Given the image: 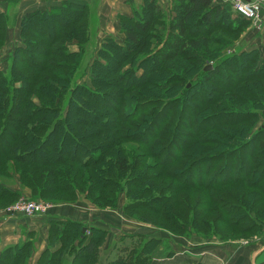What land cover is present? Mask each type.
<instances>
[{
	"label": "trees",
	"instance_id": "16d2710c",
	"mask_svg": "<svg viewBox=\"0 0 264 264\" xmlns=\"http://www.w3.org/2000/svg\"><path fill=\"white\" fill-rule=\"evenodd\" d=\"M167 13L156 0H143L132 5L131 15L117 16L122 43L104 40L83 83L80 65L85 45L92 44L87 2L64 0L57 7L22 16L19 45L10 53L7 73L0 70V141L9 139L4 153L0 149V177L9 160L18 170L28 169L18 177L33 199L75 203L82 195L103 209L116 208L122 194L123 213L148 224L131 212L161 213L172 221L177 206L179 216L188 217L193 225L203 221L211 230L217 222L203 220L204 211L198 207L207 212L214 203L233 214L259 206L260 197L253 193L245 192L251 203L232 195L240 205L213 194L225 186L243 185L264 196V120L259 123L264 115L259 114L264 110V55L239 49L223 54L250 21L217 0H173ZM8 19L0 12V48L12 27ZM71 44L77 51L69 49ZM79 110L92 120L86 122ZM186 113L191 121L185 125L181 120ZM171 121L174 142L162 146L171 131L163 122ZM234 126L236 130L231 129ZM9 131L12 137L7 139ZM207 134H215L216 143H207ZM126 138L153 152L130 158L122 147ZM179 143L192 144L180 150L179 159L177 154L171 159L167 155L175 144L179 150ZM213 144L219 146L209 157L204 147ZM149 158L155 163L146 166ZM195 190L206 191L211 198L192 201L182 194ZM17 195L0 183V200L13 202ZM238 215L245 221L240 219L237 225L225 223L219 215L216 221L235 228L233 232L239 229L240 236L256 230L249 213L241 210ZM74 222H49L47 246L34 264H151L161 243L160 238L139 232L109 243L108 232L101 228L83 232L81 227L74 238L72 232L78 228ZM172 226L177 232L168 233L174 236L192 234L185 223ZM35 252L34 234L29 233L24 241L0 251V264H30Z\"/></svg>",
	"mask_w": 264,
	"mask_h": 264
},
{
	"label": "rangeland",
	"instance_id": "374dc122",
	"mask_svg": "<svg viewBox=\"0 0 264 264\" xmlns=\"http://www.w3.org/2000/svg\"><path fill=\"white\" fill-rule=\"evenodd\" d=\"M7 1H9V0H7ZM2 2H3V0H0V4H2V6H0V9L3 10L4 13L8 16V18L10 19V20L9 19L8 20L10 21V24L12 25V27L10 26V28L8 29L7 38H6L3 46L0 48V70L3 71V73H7L8 67H9L8 65L10 62V59H9L10 53H11L12 49L14 48V46L16 47L19 45V41H20V40H18V39H20L19 36H17V34L14 33V30L16 27V15H17V11H18V4L13 3V2H7L6 5H3L4 3H2ZM131 3H133V1ZM172 4H173V0L166 3V6L168 7V9L166 8V6H164L165 7V15H167L168 14L167 11L172 8ZM221 4H223V3H221ZM89 11L91 12L90 9H89ZM14 18H15V20H14ZM164 18L166 19V17H164ZM9 21H8V24H9ZM13 22H14V24H13ZM250 24L251 23H249V26L252 27V25H250ZM249 26L245 27L244 30L241 32V34L237 38L236 37L231 38L232 40H231V42H229L228 47H226L223 50V54H226V55L231 54L233 51H236L237 49L243 50L244 46H243L242 42L247 39V37L245 35H247L246 33L250 30ZM196 30L199 32H202V30H199L197 28H196ZM259 31H261V30H259ZM249 37L246 40V42H249V45L253 46V45H251V43L253 41L250 40ZM255 38H257V37H255ZM11 40H13V42H11ZM71 46H73V44L69 45V49L71 48ZM85 47H86V52H84V55H83V58L81 61V65H80V67L81 66L82 67H81L80 72L78 74V77L81 79L80 83H83V81H88L87 77L90 76V73H91L90 67L93 63V56H94L90 50V47L88 46V43H87V45H85ZM212 47H214V46H212ZM39 49L43 50L44 47H40ZM39 49H37V51H39ZM263 55H264V47H263V52L259 51V56L261 57ZM208 64H209L208 66H210L212 64V62H209ZM257 66H259V65H257ZM5 76H6V74H5ZM16 85L20 86V83H16L15 86ZM26 87H29V85L27 84ZM31 93H34V92L31 91ZM191 98H192V96H191ZM201 99H203V98H201ZM189 101H188V103H189ZM32 102L35 104H38L37 100L34 97L32 99ZM190 102H193V101H190ZM98 104H100V103L98 102ZM108 104L111 106V108H113L114 102L110 101V102H108ZM262 112H264V110L259 111V114L261 116H262V114H264ZM79 115H80V117L85 119L86 122H88L90 119L92 120V118L89 117V115L87 113H85L81 110H79ZM161 120H162V118H160V121ZM263 120H264V115L260 118L259 123H261ZM181 121L185 125L188 124V122L191 121L190 114L186 113L183 116ZM163 123L165 124V127L168 126V129L171 130L170 133L168 134L167 142L161 143L162 146H167L171 143V140L174 142L173 135H174V127L175 126H174L173 121L168 122V123H165V122H163ZM245 125L248 126L249 123H247ZM205 126L207 127L208 125L205 124ZM231 129H235V126L232 127ZM22 134H24V132ZM210 135L207 136V138L210 139L207 141V143H216L214 141V137H215L214 135L215 134H213V135L210 134ZM220 135H221V133L216 134L217 138H219ZM9 137H12L11 131H9V133L7 134V139ZM23 137H25V136H23ZM177 137H179V134L177 135ZM8 140H6V138H4L0 141V149L3 151V153L5 151L4 145H5V143L8 142ZM12 140L13 139H10V143H16ZM90 143H94V142H90ZM122 143H123L122 147H124L126 149V152L129 154L130 158H133L134 160L139 159L143 154H146L148 152H153L150 148L145 149L142 146L140 147V146L136 145L134 142H130V140L128 138H126V141L122 142ZM179 144H180L179 150L177 148L178 145L175 144L173 149H171V152L168 153L167 156H169L171 159H173L172 157H174V155H176V154L179 155L177 158V159H179L181 156L180 150L190 146L192 143H184V144L179 143ZM218 146H219L218 144H213L211 148L204 147V149H205L206 153H208L209 157H211V156L215 155L213 152H216L215 150ZM156 150H159V149H156ZM225 150H227V149H225ZM249 150H250V148L247 147L244 150V154H248ZM66 151H67V153L70 152V148H67ZM177 159H176V161H177ZM145 162H146V164H145ZM145 162H144V164L146 166L147 165L148 166L153 165L155 163L153 158L152 159L149 158ZM6 164H7V166L5 165L6 166V173H5L6 175L4 174L3 176L0 177V183H3L4 187L9 189L10 191H13V190L17 191L18 195H17V198L15 199V201H13V202H11V198H3L0 200V218L3 216L13 217V213L8 212V211L11 210L13 207H16L17 205H19V203L24 201V200L43 204L46 207V211L43 213V215L46 214L50 210L54 211L55 207L56 208L60 207L57 205L73 204V203H65L63 200L58 201V199H55V198L41 199L40 197H34V199H33L31 194H29V195L24 194L23 189H27L28 191H30V193H31V190L25 185L24 186L20 185L18 176H19V173H21V171L24 174L27 173L28 169L18 170L17 168H15L14 164L12 162H10L9 160L6 162ZM198 170H199V168H198ZM249 182H251V181H249ZM261 184H262V182L260 183V185ZM205 192L206 191H203V190L202 191L195 190V192L182 191V194L188 199L189 198L191 200L193 199L192 201H194V200L201 201V199L203 197H208V199L211 198V196H209V194L207 192L206 193ZM245 192H246V194L253 193V194L258 195V197H260L259 206H256V207L246 206L245 209L239 208L240 210H237V211L234 210L233 214H228V212H224L222 210L221 206H216V205H214V203H210L209 210H207V212L205 210V207L204 208H199V207L197 208V210H199V211H202V212L204 211L205 216H204L203 220L208 219L211 223H214V224H215V222H217V224H218V226H216L217 228L211 229V230H209V229L207 230L205 228L203 221L202 222H199V221L195 222L193 220L195 222L193 225L191 219L186 217L187 215L185 214V212L183 214L186 217L185 219L183 216L182 217L179 216V214L181 213V209L177 206H175L174 213L171 216V219L173 222L170 221L169 219L163 217V215L161 213H156V214L155 213H149V212H147V210H143V211L138 210V211H132L131 212V214L134 217L137 216L138 218H144V219L149 220V222H151V223L148 224V223H143L141 221H137L134 218L132 219L123 213L122 207L125 204L126 200H125V196L122 194L118 195L119 200H118V204H117L116 208L105 207L103 209H99L86 200L88 203L85 204L86 206H84L82 208V211L79 212V214H80L79 216L75 214L73 208L68 210V211H70L71 217H73L76 221V222H74V224L76 223L78 225V228L76 227V229L73 230L72 236L75 238L76 235L79 233L81 227H82L83 232H85L86 228L88 230H94L96 228L97 229L101 228V229H105L108 232V242L112 243L114 241H117V238L124 235V234H132V233L139 232V233L147 234L148 236H152V237L157 238V239H159V238L161 239V243L154 250V252H156L157 249L161 248L160 246H162L165 253L167 251H169V253H173V248H172V244L170 242V238L172 239V241H175L178 238H181V237L183 238L184 236H187V235L183 234L182 236H174V235L168 233V231L169 232H172V231L177 232L173 228L172 224L176 223L178 225H181L182 223H185L186 232L192 233L190 236H187L185 238H189L192 236L203 237V238H212V237L215 238V236H216V237H220V238L225 239V242H227V241H241V240H244L243 242L249 243V244L251 242H253V243L264 242V213L261 212V210H260V209L264 210V196H263L262 192H256V191L254 192V191H251L250 188H247L243 185H241V186L236 185V186H225V187H222L218 190L216 189L213 191V194L215 195V197H221L225 201L229 200L230 203L232 202V205H234V204L240 205V201L235 200V198L233 199L232 195H234L235 197L240 196L241 198L245 199V202H247V201L250 202L247 195H245ZM146 201L147 200H145V202ZM235 201H237V202H235ZM239 207H241V206H239ZM61 208H63V207H61ZM241 210L249 213L251 215V219L255 223H257L256 230L250 231V233H247L246 236H240L241 231H240V233H238L239 229L237 231L233 232L232 229H235V228L230 227L228 225H223V223H221L220 221H216L217 216L219 215L220 217L221 216L223 217V221L225 223H231V224L237 225L238 224L237 221H240V219H242V216L238 215V213ZM16 215L25 216V214H14V216H16ZM243 221H245V220L242 219V222ZM188 228H190L191 231H188L189 230ZM174 232H172V233H174ZM89 233L90 232H87L86 234L89 235ZM73 245L76 247V244L73 243ZM170 246H171V248H169ZM153 253L151 255V258L153 257ZM32 260H31L30 264H33Z\"/></svg>",
	"mask_w": 264,
	"mask_h": 264
},
{
	"label": "crops",
	"instance_id": "0c3cea01",
	"mask_svg": "<svg viewBox=\"0 0 264 264\" xmlns=\"http://www.w3.org/2000/svg\"><path fill=\"white\" fill-rule=\"evenodd\" d=\"M64 0H3V5L7 2L18 4L16 15V27L14 33L18 34L19 21L26 13L35 10H46L57 7ZM88 4L91 10L89 18L92 20L90 50L95 57V52L99 49L106 38H113L116 42L122 43L123 35L119 32L117 16H129L132 13V5L139 6L143 0H83ZM133 1V3H131ZM159 6L165 11L166 3L171 0H156ZM263 9H264V0ZM217 2H219L217 0ZM2 6V4H0ZM168 9V7L166 6ZM1 13H4L0 9ZM264 20V10L262 11ZM250 30L245 35L252 40H244L243 50H258L263 52L264 47V23L260 30L249 26ZM257 34V35H256ZM257 37V38H255ZM13 42V40H11ZM254 43V44H253ZM263 45V46H262ZM71 51H77V46L73 44ZM14 191V190H13ZM24 194H31L27 189H23ZM84 202V203H83ZM88 202L84 196L70 205H57L54 211H48L44 215L27 217L16 215L13 217L3 216L0 218V251L8 245H13L24 241L29 233L34 234L36 252L33 255L32 263L34 264L40 253L46 248L47 229L49 222L52 220L71 219L70 210L73 208L76 215L86 206ZM63 207V208H61ZM79 210H78V209ZM88 209V208H87ZM76 222V221H75ZM241 241H223L218 238H203L192 236L189 238L181 237L175 241H170L173 253L164 252L162 246L153 253L151 264H264V242L245 243ZM171 248V246L169 247Z\"/></svg>",
	"mask_w": 264,
	"mask_h": 264
},
{
	"label": "built area",
	"instance_id": "2783aa9c",
	"mask_svg": "<svg viewBox=\"0 0 264 264\" xmlns=\"http://www.w3.org/2000/svg\"><path fill=\"white\" fill-rule=\"evenodd\" d=\"M223 4H228L234 13L244 19L250 21L255 29L260 30L264 23L262 17L263 2L261 0H218ZM46 207L41 203L32 201H22L16 207H13L8 212L14 214H25L27 217L43 215Z\"/></svg>",
	"mask_w": 264,
	"mask_h": 264
},
{
	"label": "water",
	"instance_id": "95a60500",
	"mask_svg": "<svg viewBox=\"0 0 264 264\" xmlns=\"http://www.w3.org/2000/svg\"><path fill=\"white\" fill-rule=\"evenodd\" d=\"M208 68H210V66H207V67H206V69H208ZM206 69H205V70H206Z\"/></svg>",
	"mask_w": 264,
	"mask_h": 264
}]
</instances>
